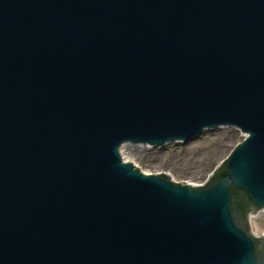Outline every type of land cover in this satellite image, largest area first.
Masks as SVG:
<instances>
[{"label":"water","instance_id":"1","mask_svg":"<svg viewBox=\"0 0 264 264\" xmlns=\"http://www.w3.org/2000/svg\"><path fill=\"white\" fill-rule=\"evenodd\" d=\"M244 135L200 185L125 143ZM264 0H0V264H264Z\"/></svg>","mask_w":264,"mask_h":264},{"label":"rangeland","instance_id":"2","mask_svg":"<svg viewBox=\"0 0 264 264\" xmlns=\"http://www.w3.org/2000/svg\"><path fill=\"white\" fill-rule=\"evenodd\" d=\"M243 138L237 127L224 125L206 129L187 142L169 141L158 146L126 143L120 149L125 160L145 173L164 172L173 181L200 185ZM251 224L255 233L264 230V209L251 218Z\"/></svg>","mask_w":264,"mask_h":264},{"label":"bare ground","instance_id":"3","mask_svg":"<svg viewBox=\"0 0 264 264\" xmlns=\"http://www.w3.org/2000/svg\"><path fill=\"white\" fill-rule=\"evenodd\" d=\"M125 144H126V143H125ZM257 213H258V212H257ZM257 213H255L254 216H256ZM251 218H253V217H251ZM251 218L249 219L250 224H251ZM251 228H252V224H251Z\"/></svg>","mask_w":264,"mask_h":264}]
</instances>
